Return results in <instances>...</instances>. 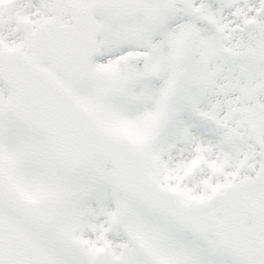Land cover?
I'll use <instances>...</instances> for the list:
<instances>
[{"label":"snow or ice","instance_id":"6c2138e0","mask_svg":"<svg viewBox=\"0 0 264 264\" xmlns=\"http://www.w3.org/2000/svg\"><path fill=\"white\" fill-rule=\"evenodd\" d=\"M0 264H264V0H0Z\"/></svg>","mask_w":264,"mask_h":264}]
</instances>
